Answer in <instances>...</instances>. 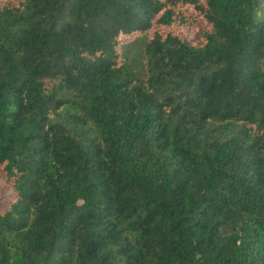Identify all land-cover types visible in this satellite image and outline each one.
Returning a JSON list of instances; mask_svg holds the SVG:
<instances>
[{
  "label": "trees",
  "instance_id": "trees-1",
  "mask_svg": "<svg viewBox=\"0 0 264 264\" xmlns=\"http://www.w3.org/2000/svg\"><path fill=\"white\" fill-rule=\"evenodd\" d=\"M258 142L264 0H0V264H264Z\"/></svg>",
  "mask_w": 264,
  "mask_h": 264
},
{
  "label": "rangeland",
  "instance_id": "rangeland-1",
  "mask_svg": "<svg viewBox=\"0 0 264 264\" xmlns=\"http://www.w3.org/2000/svg\"><path fill=\"white\" fill-rule=\"evenodd\" d=\"M121 38H124V35H121ZM141 79L146 81L150 79V74L144 69L141 70ZM254 154L258 159H264V144L256 143L254 148ZM0 191H1V200H0V210L8 209V204L11 202V191L7 188L4 180L0 177Z\"/></svg>",
  "mask_w": 264,
  "mask_h": 264
}]
</instances>
